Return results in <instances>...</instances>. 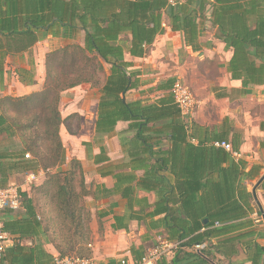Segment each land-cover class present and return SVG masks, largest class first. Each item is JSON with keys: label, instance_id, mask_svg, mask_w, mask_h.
<instances>
[{"label": "trees", "instance_id": "trees-1", "mask_svg": "<svg viewBox=\"0 0 264 264\" xmlns=\"http://www.w3.org/2000/svg\"><path fill=\"white\" fill-rule=\"evenodd\" d=\"M207 22L225 50L232 51L226 65L232 79L241 80L244 87L264 85V0H0V72L10 57L31 51L42 35L73 40L83 36L82 43L69 42L46 55L41 90L0 96V136L12 138L24 130L35 133L31 140L23 134L22 148L0 147V187L10 184L15 174L38 167L47 171L67 161L61 126L76 133L80 117L62 115L61 97L68 89L90 83L100 93L96 132L112 135L119 121L128 122L121 136L131 159L111 164L103 174L112 175L117 188L124 187L122 196L129 203L136 189L156 192L153 209L141 206L139 211L154 219L151 227L164 228L167 241L178 244L171 259L163 256L156 264L207 263L208 248L195 250V245L220 235L226 226L216 223L240 217L243 210L237 202L251 199L250 192L238 184L239 166L232 152L215 144L227 142L238 151L233 121L225 117L219 127L210 128L187 117L174 96V77L158 86L165 93L155 99L126 98L141 85V71L134 68L133 58L146 56L166 25L181 34L186 46L201 53ZM33 71L20 70L28 78H33ZM217 97H225L223 89ZM42 147L47 164L42 163ZM29 150L35 157L30 158ZM107 159L96 156L97 163ZM69 164L49 174L42 187L54 192L56 202L72 221L78 220V226L88 225L92 212L86 210L85 197L93 195L94 183L87 184L81 160L74 157ZM21 195V211L3 212V230L14 241L1 255L0 264H54L56 257L42 242L46 229L34 199L26 192ZM18 213L22 214L16 217ZM91 232L88 226L87 233ZM132 252L134 260H141L146 249L140 246Z\"/></svg>", "mask_w": 264, "mask_h": 264}, {"label": "crops", "instance_id": "crops-1", "mask_svg": "<svg viewBox=\"0 0 264 264\" xmlns=\"http://www.w3.org/2000/svg\"><path fill=\"white\" fill-rule=\"evenodd\" d=\"M217 45L225 50L221 41ZM172 47H179L178 49L184 47L188 54H202V49L201 53L193 51L191 47L183 43L179 32L172 31L171 27L166 25L165 32L157 37L149 53L141 58H133L134 68L141 71V85L138 89L152 87V90H156L153 94L147 92V95L138 96L134 100L155 99L165 93L164 90L158 89V86L168 78H175V76L169 77L168 71L172 70L170 68L172 63L165 56L167 54H171V57L174 55ZM226 51L229 53V62L232 51ZM26 54L8 59L4 70L0 72V95L12 94L14 91L19 95H26L43 88L46 77L45 59L41 58L38 74L34 76L33 71V78H28L21 75L20 72L21 68H32L30 64L33 61L26 60ZM127 58L132 59L129 54H127ZM178 58L177 63L179 62ZM207 58L203 57L208 61ZM10 63L15 66L13 72L17 80L13 79L11 81L13 83L7 86L9 84L7 69L8 66L11 67ZM227 63L220 70L225 82L221 86L222 88L213 90L212 97L227 104L222 120L225 117L232 121L237 119L236 123L233 121V127L239 137V148L238 151H232V149L228 151L232 152V157L239 166L238 184L250 192L251 199L248 202H237L243 210L240 217L216 223V226L225 225L226 227L220 235L208 242L206 248L210 252V257H207L208 261L205 264H264V128L261 126L264 122V85L244 87L241 80L232 79L226 68ZM20 78L24 81H21ZM138 89L129 92H136ZM221 89L224 90L225 97L218 98L217 94ZM148 94L150 95L148 96ZM99 97V89L90 83L66 90L61 97V113L63 116L78 113L80 121L76 133L69 132L64 125L62 129H65L66 138L74 143L71 151L83 164L87 184L94 183L91 185L94 191L93 195L87 197L91 204L92 235L96 239V242L89 244L92 255L100 264H117L120 257L128 256L134 260L135 254L132 250L138 249L140 246L146 249L145 255H147L153 248L149 249L148 243L167 241V234L163 227H151L150 222L154 219L146 218L145 212L139 211L141 206H146V210L153 209L152 206L158 198L156 192L136 189L134 201L129 203L128 199L122 196L124 187L117 188L115 178L112 175L103 174L111 164L128 162L131 158L123 149L122 144L125 136H121V133L128 128V122L119 121L115 133L112 135H100L96 132ZM239 101H244V105L238 106ZM87 105H91L92 108L87 110ZM239 117L241 121L238 120ZM197 122L214 128L219 127L222 121L217 124ZM232 134L229 136V142H232ZM168 144L171 145V143ZM99 154L107 156V161L97 163L96 156ZM67 159L69 161L68 157ZM142 172L136 171L135 173L141 175ZM137 198H143L144 200L141 201L145 202L140 204ZM230 204L231 202L226 205ZM137 216H142V220L137 219ZM117 226L124 227L117 229L115 228ZM43 239L44 236H42V242L46 250L57 258L59 254L56 249L52 247V244V246L45 244ZM172 250L166 256L168 259L172 258Z\"/></svg>", "mask_w": 264, "mask_h": 264}, {"label": "rangeland", "instance_id": "rangeland-1", "mask_svg": "<svg viewBox=\"0 0 264 264\" xmlns=\"http://www.w3.org/2000/svg\"><path fill=\"white\" fill-rule=\"evenodd\" d=\"M207 26L208 33L206 36L201 38V55H196V53L188 54L184 47L180 49H178L179 47H172L171 50L174 55L172 57L171 54H167L165 56H167L168 61L172 63V66H170L172 70L168 71V73H170L169 77L175 76L176 80L185 84L192 94L193 105L186 116L199 122L217 124L218 122L220 123L222 118L225 116L227 104L222 100L217 101L214 99L212 97V92H214L213 90H215V88H222L221 86H223L225 82L222 78L223 75L220 70L221 67L225 66L228 62L229 53L222 47H219L220 45H217V43H220V40L216 38V30L212 27L210 22H207ZM69 42L82 43L83 36L79 35L77 39L73 40L71 38H63L62 36L55 37L53 35H42L39 43L26 54V60H29V62H31V60L33 61L30 66L32 65L34 76L38 74V67L39 63H41V58L46 59V55L52 50L63 47ZM203 57H208V61L204 60ZM177 58L179 60L178 63L176 62ZM10 64L11 67L8 66L7 69V82H9L7 86L11 85V83H13L11 81H13L16 77L13 72V68L15 66L12 63ZM174 73H176V75H174ZM143 79L146 80L145 78ZM15 80H17V78ZM20 80L24 81L21 78ZM151 88L152 87H146V89L140 88L136 92L131 91L127 93L126 97L128 100H134L135 98H138V96L147 95V92L150 94L155 93L156 90H152ZM150 94H148V96ZM5 95L6 94H1L0 96ZM12 95L20 96L16 91H14ZM243 102L244 101H239L238 106H243ZM91 108V105H87V110ZM238 120H240V117ZM233 121L236 123L237 119H234ZM62 128L63 127L61 126L60 134L62 136L66 148V156L69 158V161L67 159V161L59 167L51 166L47 171H44L42 167H38L33 172L15 174L12 176L10 184L17 186L22 192H26L34 199L39 218L46 229V236L43 239L45 244H52L53 246H51L56 249L57 254H70L77 252L86 256L94 257L89 244L96 242V239L95 236L93 237L92 232L91 234L87 233L88 226L91 225L85 224L83 226H78V220L76 219L72 221L69 214L56 202L57 200L54 197V192H48L42 187L45 180L49 177V174L55 172L56 170L69 168L71 159L76 157L71 151L74 147V143L66 138L65 129ZM33 133V131L24 130L12 138H9L4 134L0 136V147L15 146L16 148H22L25 136L28 135V140H31ZM23 134L25 135L24 137ZM40 150L43 153L41 157L42 163L47 164L48 161L46 159L47 153L45 154V147H42ZM28 153L30 154V158L35 157L34 151L29 150ZM31 173H34L35 176L31 177ZM85 201L86 210H91L90 200L85 197ZM21 214L22 213H18L15 216L17 217ZM82 215L83 220H85L84 214ZM148 245L150 246V249L154 247V245H159V242H149ZM118 259L132 260L128 256L120 257Z\"/></svg>", "mask_w": 264, "mask_h": 264}, {"label": "built area", "instance_id": "built-area-1", "mask_svg": "<svg viewBox=\"0 0 264 264\" xmlns=\"http://www.w3.org/2000/svg\"><path fill=\"white\" fill-rule=\"evenodd\" d=\"M174 96L179 107L184 114H188L193 105V97L185 84L179 80L175 82L173 87ZM216 145H221L227 150H231L232 146L227 142H216ZM31 173V177H34ZM21 190L13 185L8 184L6 187H0V257L4 251L13 243L12 236L3 230V212L7 209L18 210L23 208ZM177 243H169L161 241L159 245L153 247L151 251L145 255L141 260H126L122 259L117 264H154L163 256H167ZM208 243L196 244L195 250H203ZM54 264H100L96 258L92 256L81 255L78 253L58 256Z\"/></svg>", "mask_w": 264, "mask_h": 264}]
</instances>
